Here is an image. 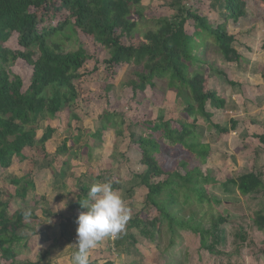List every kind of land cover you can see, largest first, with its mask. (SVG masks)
I'll return each instance as SVG.
<instances>
[{
  "label": "trees",
  "instance_id": "trees-1",
  "mask_svg": "<svg viewBox=\"0 0 264 264\" xmlns=\"http://www.w3.org/2000/svg\"><path fill=\"white\" fill-rule=\"evenodd\" d=\"M194 1L173 0L171 8L176 15L154 20L155 29L146 32L140 39L135 36V31L137 20L143 18L140 10L142 0H0V175L16 161H28L35 155L33 151L37 147L46 151V145L53 139L56 130L47 127L38 138L37 126L41 122L55 120L65 110L69 111L71 119H77L72 113L78 99L75 82L83 79L82 70L86 64L94 63L92 73H96L100 63L82 47L64 51L54 39L59 35L65 38V32L69 29L79 30L92 37L108 54L109 57L102 63L111 76L119 67L132 68L131 78L124 85L134 97L138 93L144 94L148 88L153 89L156 80L166 81L168 88L175 90L177 99L184 104L186 119L183 122L156 121L161 126L160 137H155L151 132L156 122H148L149 130L137 140L131 135V141L140 152L139 163L146 168L137 179L140 187L146 191L144 211L148 214L134 215L128 221L127 231L137 230L141 237L152 243L156 238L161 240L163 233H168L170 248L174 246L178 232H186L199 237L200 249L220 256L215 251V245L223 241L220 232L228 224L227 218L213 215L211 227L205 230L194 225L192 218H177L176 213L195 203L200 207L211 205L212 199L206 186L210 180L217 184L212 179V168L208 166L210 146L204 145L198 134L199 120L204 121L207 129H213L221 136L236 131L240 125V122L231 120L228 127H222L217 113L227 109V100L223 94L209 88V81L212 77H222L230 87L239 86L242 89V80H229L223 71L205 61L204 57L212 45L230 65L240 67L243 61L247 62L238 52V37L229 33L228 27L230 23L237 25L246 19L248 9L247 0H222L225 16L222 23L213 27L209 16L201 14L193 6ZM52 15L59 18L56 25L50 22ZM188 27L192 28L191 33ZM14 35H17L18 46L26 52L7 48ZM32 50L38 54L36 60ZM18 61L33 68L26 89L23 80L13 73ZM205 68L210 70L211 77L207 78L203 73ZM261 78L264 76L261 75ZM117 120L120 121L117 136L123 137L122 127L126 125V119L117 112L101 116L103 127L93 136L100 138L101 132L114 127ZM173 124L176 128L172 127ZM262 129L263 134L254 135L253 138L264 151V123ZM68 143L64 142L61 153L72 151L75 144L68 146ZM163 146L168 149L180 148L187 156L166 168L159 160ZM177 153H174V158L178 156ZM63 167H67L66 162ZM65 171L62 172L63 176ZM96 179L104 180L100 176ZM106 184L112 194L120 190L118 180H106ZM10 185L15 189L13 198L25 205L36 190L35 179L31 175L13 179ZM226 185L234 187L243 197L264 195L262 172L252 170L227 179ZM97 192L96 187L79 186L77 201L70 209L88 215L85 205L93 203L92 198ZM44 199H34L33 206H39ZM11 207L10 201H0V259L7 264H16L20 253L15 249V244L23 241L28 246L29 239L24 232L32 231L31 223H39L40 219L27 211L28 208L11 217ZM153 210L157 215L151 218L149 215ZM104 222L102 216L94 214L93 219L82 225L83 235L88 238L94 230H106ZM253 223L258 231L264 233V210L256 213ZM127 235L125 233L121 239L128 238L129 246L136 247L137 238ZM241 238L245 241L244 235ZM121 245H118L119 248ZM262 255L264 257V251ZM85 264L94 263L87 261Z\"/></svg>",
  "mask_w": 264,
  "mask_h": 264
},
{
  "label": "rangeland",
  "instance_id": "rangeland-1",
  "mask_svg": "<svg viewBox=\"0 0 264 264\" xmlns=\"http://www.w3.org/2000/svg\"><path fill=\"white\" fill-rule=\"evenodd\" d=\"M172 2L173 0H142L140 10L143 18L137 20L135 36L141 39L146 32L154 30L156 19L175 16L176 11L171 8ZM192 4L201 14L209 16L213 27L222 23L225 16L222 0H196ZM247 9L248 17L237 25L230 23L228 31L238 37V52L247 57L248 63L243 61L240 67L230 65L212 45L208 47L204 58L223 71L229 80L238 82L245 78L252 82L251 85H255L259 77L264 76V2L247 0ZM58 21L59 18L55 15L51 16V23L56 25ZM192 31L188 27V32ZM65 36L64 38L59 35L54 39L55 43L61 44L66 52L84 48L90 56L98 60L99 70L92 73L94 63L90 62L82 70L83 79L75 82L78 99L72 107V113L77 119H71L69 111L65 110L55 120L41 122L36 127L38 138L47 127L56 130L53 139L46 145V151L37 147L33 151L35 155L28 161H16L8 171L0 175V201H10V216L28 208L27 211L40 219L39 223H31L32 231L24 232L29 239L28 246L23 241L15 244V249L20 253L16 264H85L87 261L94 264H264V233L258 231L253 223L256 213L264 210V195L243 197L234 187L224 186L227 179H234L252 170L262 172L264 176V151L260 147L250 148L243 142L246 147L238 154L236 150L239 143H242L240 134L221 136L215 130L207 129L201 119L198 134L202 137V143L209 145L210 149L211 143L214 146V154L212 155L211 150L208 166L212 168V179L217 184L210 180L206 186L212 204L200 207L195 203L177 211L176 216L183 220L192 218L194 225L205 230L211 227L213 215L227 218L228 224L220 232L223 241L215 245V251L221 255L213 256L200 249L199 237L186 232H178V236L174 238L175 244L170 248L168 233H163L161 240L156 238L155 243H152L141 237L137 230L127 231L128 221L134 215L148 214L144 211L146 191L140 187L137 179L146 168L139 163L140 152L131 141V135L137 140L147 133L148 122L161 119L174 123L183 122L186 119L184 104L177 99L176 91L168 88L166 81L156 80L153 89L148 88L144 94L138 93L134 97L131 90L124 85L131 78L132 68L119 67L111 76L102 63L109 56L92 37L79 30L70 29L65 32ZM7 48L26 52L18 46L17 35L11 38ZM32 52L36 60L38 54L34 50ZM13 73L23 80L25 89L28 88L33 68L18 61ZM203 73L207 78L211 77L208 68ZM260 82L263 83L261 80ZM251 85H245V93H242L239 86L232 89L239 100L245 98L249 102L245 107L248 109L245 114L249 116L251 112L252 117H240L244 110L243 105H240L242 110H237L236 106L230 107L229 115L222 111L217 113V118L225 127L234 120L231 119L232 116L240 123L246 120V124H249V120H255L258 124L246 125L249 135L258 131L264 123V90H259L264 88V84L255 87V92H251ZM209 86L213 89L231 90L222 77H212ZM247 87L251 89L247 91ZM108 112L123 114L126 119V125L122 127L123 137L117 136L119 120L114 127L110 126L101 132L100 138L93 136L103 127L100 117ZM172 127L176 128L175 124ZM151 132L155 137L161 136L159 123ZM65 141H69L68 146L75 145L72 151L61 153ZM216 147L221 149L215 151ZM180 150L163 146L160 162L166 168L172 167L187 156L186 152ZM174 153L178 154L176 158ZM220 155L223 156L222 159ZM65 162L67 167H63ZM64 169L65 176L62 175ZM25 175L33 176L36 183V190L26 205L13 198L15 189L10 185L11 180ZM97 176L104 180L98 181ZM110 179L118 180L120 185V190L115 195L109 192L106 184V180ZM82 185L96 187L98 191L92 198L93 203L85 205L88 215L75 213L70 209L77 201L79 186ZM42 197L45 198L44 201L39 206H33V200H40ZM96 213H101L99 215L105 221L103 226L106 230H94L86 238L81 227L89 219H93ZM155 215L157 213L153 210L149 216L152 218ZM125 233L137 238L136 247L129 246L128 238L121 239ZM243 235L245 241L241 238ZM120 243L121 248L118 246ZM0 264L7 263L0 259Z\"/></svg>",
  "mask_w": 264,
  "mask_h": 264
},
{
  "label": "crops",
  "instance_id": "crops-1",
  "mask_svg": "<svg viewBox=\"0 0 264 264\" xmlns=\"http://www.w3.org/2000/svg\"><path fill=\"white\" fill-rule=\"evenodd\" d=\"M246 59H247V57L246 56H244ZM215 78H217V77H215ZM242 79V89H241V91H242V93H245V88H246V86L245 85H248V86H250L251 85V81L250 80H247V79H245V78H241ZM260 80L263 82L262 84H261V82H260ZM250 84V85H249ZM264 84V78H261V77H259V79L257 80V82H256V84L255 85H251V87H252V89H251V87H249L250 89H251V92H255V91H257V89L256 88H258L259 87V85H263ZM256 87V88H255ZM209 88H211L210 86H209ZM231 88V90L230 91H228V90H222V89H217V88H215V89H213V88H211L212 90H217L219 93H221V94H223L225 97H226V100H227V109L226 110H224V111H222V112H225V114H227V115H229V114H231V112H229V110L228 109H230V107H234V106H236L237 108V110H242L243 108L242 107H240V105H243V107H244V110H242L241 111V115H240V117L241 116H247L245 113L248 111V109L247 108H245V107H247V104L249 103V102H246V99L245 98H243V100L241 99V100H239V97H237V96H235L236 94H234V92H233V89H232V87H230ZM249 88L247 87V91H249ZM264 90V88H260L259 90ZM222 91H224V92H222ZM242 108V109H241ZM236 110V111H237ZM249 116H247V118L246 119H248L249 117H252V116H250L251 115V112H250V114H248ZM218 117V116H217ZM231 119H234L235 121L237 120V119H235V117L234 116H232V118ZM238 122V121H237ZM254 122H255V120H249V124H254ZM247 123V121L246 120H243L242 121V123H240V125H239V127H238V129L236 130V131H232L231 133L232 134H240V139L242 140V143H239L240 144V146L237 148V152H238V154H241V152H242V150H243V148L244 147H246V145H243V142L245 143V144H247V146H249L250 148H256V149H259V147L262 149V151H263V148H262V146L259 144V143H257L258 141L257 140H254V138H253V136L254 135H262L263 134V129H261L262 128V126L260 127V129L258 130V131H253V132H255V133H251L250 135H249V130H248V128H247V126L246 125H249V124H246ZM223 124V123H222ZM258 124V123H257ZM256 125V124H255ZM222 127H225L224 125H222ZM238 132V133H237ZM230 133V134H231ZM230 134L229 135H223V136H230ZM210 143V142H209ZM232 146V138L230 139V147ZM216 149H221L220 147L218 148V147H216L215 148V151H216ZM211 150H212V155L214 154V146H213V144L211 143ZM231 150V149H230ZM233 151V150H232ZM217 154V153H216ZM218 155V154H217ZM221 156V155H220ZM211 157V156H210ZM223 158V156H221V159ZM209 163V162H208ZM254 171V170H253ZM255 172H257V171H255ZM114 195H115V193H114ZM98 213V212H97ZM99 214H101V213H99Z\"/></svg>",
  "mask_w": 264,
  "mask_h": 264
},
{
  "label": "built area",
  "instance_id": "built-area-1",
  "mask_svg": "<svg viewBox=\"0 0 264 264\" xmlns=\"http://www.w3.org/2000/svg\"><path fill=\"white\" fill-rule=\"evenodd\" d=\"M115 232V234H116V231H114ZM114 264H117V263H114Z\"/></svg>",
  "mask_w": 264,
  "mask_h": 264
}]
</instances>
